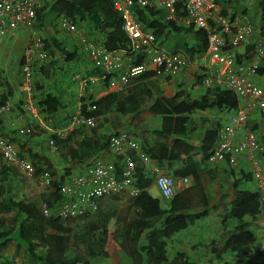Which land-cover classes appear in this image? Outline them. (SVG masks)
I'll use <instances>...</instances> for the list:
<instances>
[{
	"label": "trees",
	"instance_id": "obj_1",
	"mask_svg": "<svg viewBox=\"0 0 264 264\" xmlns=\"http://www.w3.org/2000/svg\"><path fill=\"white\" fill-rule=\"evenodd\" d=\"M134 11L144 29L153 32L162 47L170 42L176 50L179 47L184 48L188 45V40L185 37L190 33L194 36L197 51L200 53L206 51L208 38L204 29L168 20L166 10L153 6L143 8L136 4ZM52 12L54 17H51ZM63 15L71 18L76 24L86 20L98 26L102 32L106 33L105 47L109 51H130V42L123 31V18L114 8L112 0H42V6L37 9L35 29L38 32L46 30L49 36L42 38L48 60L43 65H34L33 79L35 67L41 69L46 67L55 52L65 55L67 62L73 60L77 54L76 50L70 51L61 43L51 39L50 31H54V34H58L62 30H65L63 33H70L67 29H62L59 26V18ZM144 59L143 55H138L135 57L134 63L139 64ZM23 61L24 57L21 67ZM95 66H97V74L109 87L113 75L105 77L104 70L98 65ZM259 69L261 70L260 64ZM177 74L166 78L169 79ZM156 76L155 71L145 72L132 79L122 90L109 92L99 99L91 98L89 104L84 103L81 113L86 118H96L94 128L87 129L85 125H81L65 137L56 133L52 134L51 139H54L56 143V152L59 158L71 165V167L64 168L63 174L59 177L56 176L57 172L53 171L48 158L28 152L31 157L30 163L36 169L32 179H36L44 171L48 172L52 179L51 185L46 188L38 200H16L11 195L10 182L20 174L19 169L10 165L1 168L0 213L15 212V224L10 225L6 222L5 217L0 218V253L9 247L10 241H15L17 250L13 261L20 256L21 250L25 249L29 264H91L98 257L108 256L105 244L110 235L109 223L120 214L125 225L123 223V229L118 228L117 231L123 238L122 248L129 256L131 264H195L183 252L175 253L170 258L168 241L186 229L192 220H200L217 208L210 204L211 195L205 188L203 175L207 174L210 180L216 176L215 172L209 168V158L216 148L220 130L224 125L210 123L199 144H195L191 140V136L198 131L194 125V116L198 111L226 108L234 115L242 108L241 100L226 87L206 86L198 98L189 94L184 95L183 92L174 97L162 95L156 98L149 106V110L161 118L156 131L160 134H170L173 137L172 143L159 142L142 148L139 142L133 140L140 145L149 159L160 164L166 162L168 173L160 174L158 171H154L157 174L154 177L147 170V163L140 159L136 152L128 151L127 154L132 156L135 163L132 187L130 188L136 190L134 196L129 195L130 189L125 188L100 199L99 209L93 214H85L67 221L56 216V207L63 199L60 191L61 185L68 181L72 175L86 174L100 160L88 163L83 172L71 174L70 171L75 162L85 163L94 156L110 154L113 155L111 161H105V158L102 160L114 166L118 180L124 177L126 166L123 162L124 155H115L109 148L110 136L118 131L101 134L99 129L107 120L105 118L107 112L137 113L140 109L141 98L149 95L150 90L145 83L146 80ZM205 76L204 68L200 67L196 75V82L203 83L204 86ZM2 84L6 85L1 79L0 71V85ZM36 85L37 83L34 81V88ZM0 99H2L0 105L5 106L7 104L6 96ZM57 101L56 95L43 94L36 102V107L40 114H55L59 109ZM0 113L4 115V112ZM251 114L248 117L247 127L256 131L257 127L249 124ZM0 128L2 129V127ZM0 134L5 135L4 132ZM14 134L16 135L15 132ZM20 134L26 138L34 136L35 131L34 128L21 129ZM19 139L21 140L20 137ZM14 141L17 139L10 140L11 143ZM260 142L263 150L258 154V157L264 165V135L261 136ZM16 153L20 159H24V149L16 150ZM243 157H246L249 163L252 162L247 156ZM241 160L239 161L241 162ZM224 162L231 165L228 161ZM45 164H48V167ZM254 172V170L246 171L244 169L241 177L232 179L234 200L226 215L228 221L240 222L246 216L256 219L264 213V197L263 194L261 195ZM159 175L172 177L176 182L178 179L188 178L190 182L187 186L180 187L177 194L171 199L155 197L149 188L153 183L156 185ZM23 176L28 178L24 174ZM253 182H256V187ZM44 201L48 203L53 212L50 217L44 216L42 212L41 204ZM124 203L128 205L126 214H129L128 220H125L126 217L121 215V207ZM181 220H184L185 223H182ZM114 238L117 240L118 235H114ZM204 246L210 249L214 258L235 253L240 258L251 260L253 264H264V242L258 239L253 226L249 224H240L233 230L226 231L222 241H212ZM4 264H11V261H5ZM207 264L216 263L209 260Z\"/></svg>",
	"mask_w": 264,
	"mask_h": 264
},
{
	"label": "crops",
	"instance_id": "obj_2",
	"mask_svg": "<svg viewBox=\"0 0 264 264\" xmlns=\"http://www.w3.org/2000/svg\"><path fill=\"white\" fill-rule=\"evenodd\" d=\"M218 4L224 14L231 17L248 18L253 25L252 37L248 43L238 49L237 58L245 65L254 62L260 64L261 70L259 69L250 78L264 89V0H218ZM76 25L78 28L76 33H63V31H60L58 34H54V31H50L52 41L61 43L63 47L70 51H77L75 58L67 62L65 55L55 52V55L52 56L50 63L46 67L43 69L35 67L34 69V81L37 83L34 88L33 101L35 105L43 94L51 93L57 96L59 109L57 113L51 115L40 114V111H38L37 116H35L28 112L25 108L21 89L22 58L26 48L32 41L34 32L37 33V30L21 26L0 43L1 79L6 83V85H0V98L6 96V103L10 105V109L4 112V115L0 113V127H2V129L0 128V133H5V135L0 134V170L5 165L15 166L19 169L20 174L16 175V178L10 182L11 195L16 200H38L46 188L39 185L37 178L24 177V173L20 169V163H10L5 158L2 143L12 144L17 151L24 149V159L19 158L18 161L26 160L31 162L28 152L37 153L48 158L53 171L57 172L56 176L59 177L63 174L64 168L71 167V165L65 160L62 161L56 152L57 149H53L50 146L52 134L56 133L58 129L65 128L72 117L81 112L82 105L84 103L89 104L91 98L99 99L109 92L119 91L124 88L113 90L107 87L100 75L97 74V66H95L96 64L85 49L84 38L94 45L105 46L106 33L102 32L98 26L92 24L90 21L82 20L77 22ZM43 33H45V36H43ZM37 34H41L40 36L44 38L49 37L46 30ZM185 38L188 40V45L184 48L176 47H179L180 49L177 48V50L187 57L188 64L186 68L179 72L177 76L169 79L160 76L147 79L145 83L150 91L149 95L141 98L139 111L135 114L107 112L105 115L107 120L104 122L103 127L99 129L101 134L125 131L130 138L139 142L142 148L159 142L172 143L173 137L170 134H160L156 131L160 125L161 118L152 113L149 110V106L156 98L162 95L174 97L183 92L182 94L184 95L189 94L194 98H198L202 90L206 88L205 85L203 86V83L199 84L196 82V75L198 74V69L206 61L207 49L204 53H200L196 49L194 36L188 33ZM166 46H169L170 50H176L170 42ZM117 52L120 55L124 53L123 50ZM68 69L72 72L70 74L72 78L69 79V82H67V79L62 80L63 75L67 73ZM1 101L2 99H0V103ZM249 102V99H242L241 105L246 106ZM1 108L2 106L0 105V112H2ZM232 115L233 112L226 108L198 111L194 116V125L198 131L191 136V140L195 144H199L210 123H218L220 126L227 125L230 123ZM249 124L250 126L252 124L257 127L256 131L264 135V115L257 109L253 110ZM27 128H34L35 135L26 138L22 137L20 134L21 129ZM86 128L89 129L87 126ZM75 130L76 128L72 131ZM72 131H69L67 135ZM13 138H16L17 141L11 143L10 140L12 141ZM52 155L55 156L53 157ZM112 158L113 155L105 154V156H94L85 163L75 162L72 165L70 173L83 172L88 163L95 162L96 160L104 159L105 161H111ZM241 159V162L239 161L237 165L232 167L226 162L209 163V168L215 172L216 176L213 180H210L209 176L204 174L203 180L205 188L211 195L210 204L217 208L214 211H210L200 220H192L186 229L168 241V254L170 258L175 253L183 252L195 264H207L209 260H212L216 264H253L251 260L240 258L235 253L214 258L210 249L204 246L212 241H222L226 235V231L233 230L240 224L252 225L258 239L264 242V227L262 226L264 225V219H262V215L256 219L246 216L240 222L236 220L228 221L226 219L228 210L231 208L234 200L232 179L241 177V173L246 168V165L251 167V170H255L253 163H249L246 157ZM146 163L147 170L154 177L157 175L154 173L156 169H159L158 172L160 174L168 173L166 162L160 164L149 159ZM45 166L48 167V164H45ZM179 181L180 179L177 180L178 183ZM149 191L153 196L161 198L159 193V195L153 194V191L158 192L155 183L152 184ZM128 216L129 214L124 216V218L126 217L125 220H128ZM1 217H5L8 224H15V212L0 213ZM181 222L185 223L184 220H181ZM123 223L125 225V221L120 215L111 220L108 227L110 235L105 244V251L108 253V256L98 257L91 264H95V260H98L97 264H123V258L120 255L124 254L129 257L122 248L123 238L117 231L118 228L123 229ZM199 232L202 233V236L197 235ZM114 235H118L117 240L114 238ZM16 250L17 242L10 241L9 247L0 253V264H4L5 261H11V264H29L25 249H22L20 256L13 261ZM128 259L126 264H131L130 258Z\"/></svg>",
	"mask_w": 264,
	"mask_h": 264
},
{
	"label": "built area",
	"instance_id": "obj_3",
	"mask_svg": "<svg viewBox=\"0 0 264 264\" xmlns=\"http://www.w3.org/2000/svg\"><path fill=\"white\" fill-rule=\"evenodd\" d=\"M112 1L114 8L123 18V31L130 42V51L123 50V55H120L117 51H109L105 46L94 45L86 38L83 42L93 62L104 70V76L113 75L109 84V88L113 90L125 87L132 79L145 72L155 71L157 76L167 77L181 72L188 64L185 54L162 47L155 34L144 29L136 18L134 11L136 4L143 8L153 6L164 9L168 20L187 26L195 25L197 29H204L207 32L206 61L202 66L206 75L204 85L223 86L234 92L240 100H250L238 113L232 115L230 123L220 130V138L209 161H228L234 166L244 155L247 156L255 166L254 175L264 197V165L258 157L263 150L260 142L262 134L247 127L248 117L254 109L264 114V89L250 78L257 73L259 63L245 65L237 58L238 49L252 37L254 28L249 19L224 14L218 0ZM41 6L42 0H0V43L21 26L35 29L37 9ZM59 24L60 28L67 29L70 33L78 31L76 23L65 15L59 18ZM138 55H143L145 59L135 64L134 60ZM23 57L21 89L25 108L37 116L38 110L33 101V68L35 64L43 65L48 60V54L44 50L43 39L36 32ZM9 109L10 105L7 103L2 106L1 111L6 112ZM96 121V118H86L80 112L72 117L65 128L56 130V134L65 137L69 131L81 125L94 128ZM50 146L56 149L54 139L50 140ZM109 148L115 155H124L123 162L126 164L124 177L118 180L114 166L104 160L96 162L86 174L72 175L60 187L63 199L56 207L57 217L67 221L85 214H93L99 209L100 199L125 188L130 189L135 163L132 156L127 154L128 151L136 152V155L145 162L149 161L140 145L125 131H118L110 136ZM2 150L10 163H20V169L25 176L28 178L34 176L36 169L29 161H18L19 157L12 144L2 143ZM51 180L50 174L46 171L37 177L39 185L43 188L50 186ZM189 182L188 178L180 179L178 183L172 177L159 175L156 179V188L161 197L171 199L180 187L187 186ZM135 194V189L129 190V195ZM41 208L44 216L50 217L53 214L47 202H42Z\"/></svg>",
	"mask_w": 264,
	"mask_h": 264
},
{
	"label": "rangeland",
	"instance_id": "obj_4",
	"mask_svg": "<svg viewBox=\"0 0 264 264\" xmlns=\"http://www.w3.org/2000/svg\"><path fill=\"white\" fill-rule=\"evenodd\" d=\"M55 15H54V13L52 12L51 13V17H54ZM62 31H65V30H62ZM37 33H38V31H37ZM41 35V34H40ZM43 36H45V33H43ZM43 36H41L42 38H43ZM44 39V38H43ZM167 50H170L169 49V46H166L165 47ZM49 61H51V59L49 60ZM62 67V66H61ZM72 72H71V70L70 69H68V71H67V73H65V75H63V77H62V80H68L67 82H69V79H71L72 78V76L70 75ZM128 132V131H127ZM53 157L55 156V155H52ZM245 170L246 171H249V170H251V167H249V166H247L246 165V168H245ZM253 185L256 187V182H253ZM159 192H157V191H153V194L154 195H159L158 194ZM122 210H121V215L124 217L126 214H127V212H128V205H126V203H124V204H122ZM120 215V214H119ZM261 217H263L262 219H264V213L262 214V216ZM263 227H264V225H262ZM198 236H202V233H198L197 234ZM121 256V258H123V264H126L127 262H128V258L129 257H127L126 255H124V254H121L120 255ZM94 263L95 264H97L98 263V260H95L94 261Z\"/></svg>",
	"mask_w": 264,
	"mask_h": 264
},
{
	"label": "clouds",
	"instance_id": "obj_5",
	"mask_svg": "<svg viewBox=\"0 0 264 264\" xmlns=\"http://www.w3.org/2000/svg\"><path fill=\"white\" fill-rule=\"evenodd\" d=\"M234 17V16H233ZM40 36V35H39ZM41 37V36H40ZM42 38V37H41Z\"/></svg>",
	"mask_w": 264,
	"mask_h": 264
}]
</instances>
